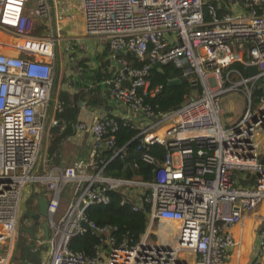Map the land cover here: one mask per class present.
<instances>
[{"label": "built area", "instance_id": "obj_1", "mask_svg": "<svg viewBox=\"0 0 264 264\" xmlns=\"http://www.w3.org/2000/svg\"><path fill=\"white\" fill-rule=\"evenodd\" d=\"M77 3L84 36L103 41L111 61L121 51L142 62L134 67L120 59L125 75L117 69L99 83L125 109L119 117L138 128V147L158 144L163 158L141 156L156 166L152 182L104 176V162L95 158L101 149L110 152L109 159L121 152L115 147L117 125L112 117L93 115L75 124L91 134L88 157L38 171L47 126L58 123L54 115L62 110V102L51 98L54 36L32 34L34 18H48V4L0 0V245L5 247L0 264L11 259L26 183L40 184L45 194L47 237L39 243L46 244V255L41 264H223L232 250L239 253L230 228L242 225L244 214L264 201V0H227L230 12L221 14L219 0ZM154 63L180 68L198 89L177 108L154 114L142 103L144 96L161 89L150 86L146 77ZM240 180L247 185H239ZM67 183L73 184L70 201L54 219ZM117 190L133 200L132 210L145 211L147 204L149 222L172 221L173 241H151L146 228L133 243L117 240L111 235L114 228L86 217V207L108 203L107 192ZM258 218L252 264H264V211ZM86 230L104 244L90 258L68 246L71 237Z\"/></svg>", "mask_w": 264, "mask_h": 264}, {"label": "trees", "instance_id": "obj_2", "mask_svg": "<svg viewBox=\"0 0 264 264\" xmlns=\"http://www.w3.org/2000/svg\"><path fill=\"white\" fill-rule=\"evenodd\" d=\"M214 4V3H213ZM204 9V8H203ZM222 11H225L224 9ZM217 11V13H223ZM205 16L206 9H204ZM208 18V17H207ZM33 34L37 35L35 30ZM108 47L104 48L101 53L95 56L97 64L95 67L87 71V77L83 78L88 80L93 85L88 89V85L82 81L79 84L78 89L73 93L72 103L76 101H84L91 107H100L105 103L102 91L95 83L102 81L113 73L114 68L110 66L108 62ZM23 56V55H22ZM119 58L125 59L130 62L131 66L140 67L142 62L135 58L131 54H124ZM86 72V71H85ZM150 86L156 84L161 85L160 91L153 97L144 96L142 103L149 107L154 113H163L177 108L183 101L184 97L189 96L192 90H197V87H193L190 81L181 74V69L174 65L168 64H151L147 76ZM173 79H178V83L174 85H167V82ZM128 82L124 81V85ZM104 86V85H102ZM105 88V87H104ZM88 89V91H86ZM105 90H107L105 88ZM59 101L62 102V110L54 115L58 120V123L49 129L51 136L47 139V147L45 149V157L49 160H55L57 149L62 143L63 138L71 134L72 125L74 123V109L69 106V99L66 92H60L58 94ZM112 117L117 125L115 131V147L121 148V152L109 159L110 152L106 149H101L97 157V161L104 162L101 169V173L104 176L121 178L125 180H136L139 182H152L153 170L156 167L153 164H146L141 160L143 153H147L152 156L156 161H161L163 158L164 149L158 144H153L147 147L139 146L141 137L136 136L138 128L131 121L124 120L119 116L106 115ZM74 126V125H73ZM57 131L58 134H57ZM109 159V160H108ZM98 167L102 166L101 163H97ZM236 173V172H234ZM249 183H253V176L248 175ZM239 185H247V181L240 180ZM148 196L150 191H145ZM108 203L106 204H94L85 208L84 214L97 226L108 225L114 228L111 231V235L119 240L121 237L129 239L132 243L137 241L139 236L144 232L147 219L145 212H147V204H144V210H132L131 205L133 200L127 199L122 190L108 191ZM123 198V204L119 202ZM29 199L26 202L27 212L21 217L20 232L15 246V250L10 259L12 264H41L43 252L46 250V244L44 242L43 234L36 235L39 232V226L43 220L37 219L35 213L33 215L29 210ZM26 219H30L29 226H22V223ZM34 219V220H33ZM33 221V222H32ZM41 230V227H40ZM103 243L99 236L90 233L86 230L80 235H75L70 238L68 246L71 250L81 252L86 257H93L97 247Z\"/></svg>", "mask_w": 264, "mask_h": 264}, {"label": "crops", "instance_id": "obj_3", "mask_svg": "<svg viewBox=\"0 0 264 264\" xmlns=\"http://www.w3.org/2000/svg\"><path fill=\"white\" fill-rule=\"evenodd\" d=\"M220 1L222 3H221V7L218 10L222 11L224 9L225 11H222L223 13L230 12V10L228 9L227 0H219V2ZM47 4H48V18L43 17L44 24L45 22H47L46 24L50 25V27L51 25L52 26L56 25L59 28L58 30L60 31L64 29V31L67 34L62 35L63 38L85 37L83 32L82 16L78 7L77 0H47ZM58 15H61L60 19H57ZM36 20H37L36 18H34L33 20V30L35 28L34 21L36 22ZM76 27H79L80 30L77 31L75 29ZM38 36L41 35L38 34ZM95 39L97 40L98 43H100V45H96L98 47L96 49L97 50L99 49L98 51L99 53H101V51L104 48H107V46L103 41L97 38ZM101 45H103V48ZM109 55L110 53L108 51L107 58L110 66L113 67L114 70H117L116 64H118V61L121 59L119 57L122 55L115 56V59H113L112 61L114 63L113 65H111L110 63L111 59ZM72 79L76 81L74 77H72ZM82 81H84L88 85V89L92 88L93 85L91 84L90 81L85 80L83 78ZM82 81L80 82L81 84L83 83ZM99 82L95 84L98 85L102 91H104L102 95L105 98V103L100 107H91L90 105H87L84 101H76L72 103L73 93L78 89V86L76 87L73 83H71L70 86L67 87H65V84L56 85V89H54V91H52L51 89V98H55L56 100H58L57 98L60 92H66L69 99V106H72L74 109L75 120L73 123L74 126L72 125L71 134L64 137L63 138L64 141L62 143H59L60 146L57 149L55 160H49L45 157L47 139L51 136V134H49V129L52 126L47 127L40 149L41 152H39L40 163L42 161V165L40 167L41 170L45 169L44 164H46V170L49 168H62L73 163L78 159H85L88 157V153L91 149V140H92L91 134L88 131H79L75 126L76 123L84 122V121L87 122L91 119L93 115L106 116L109 114L112 116H119L122 115L123 112H125L123 106L115 102L110 97L107 90H105L104 86H102V84H100ZM88 89L86 91H88ZM58 132L59 131H57V134ZM84 146L85 147L88 146V150L86 154L82 156L83 152L81 149H83ZM260 151L264 156V141L261 142ZM30 193L31 194L33 193V185H30ZM42 193L44 194L43 189L40 187L39 194ZM39 194H37L36 205L38 201L42 198ZM263 211H264V201H261L255 209L244 214L242 225L240 226L233 225L230 228L233 238L237 241L239 245L238 246L239 253L236 254V251L234 252V250H232L230 253V257L223 264L253 263L256 252L258 251L257 240H258V227L260 224V219L258 218V215H261ZM159 221H162V223L165 224V229H159L158 231H154L153 233L155 235V238L153 239L154 242L159 244H166L168 242H172L175 234L174 223L169 220H159ZM40 227L41 226L38 227L39 233H42V229L40 230ZM8 264H12V263L9 262Z\"/></svg>", "mask_w": 264, "mask_h": 264}, {"label": "rangeland", "instance_id": "obj_4", "mask_svg": "<svg viewBox=\"0 0 264 264\" xmlns=\"http://www.w3.org/2000/svg\"><path fill=\"white\" fill-rule=\"evenodd\" d=\"M36 19H37L36 22L34 21V27H35L34 30L37 32V35L36 34H33V35L38 36L39 34L42 37H47V38L49 34L54 36L55 45L52 50V53H53L52 85H53L54 79L56 78L57 79L56 85L65 84V87H67V86H70L71 83H73L76 87L77 86L79 87V84H81L80 82L82 81V78L87 77V73H88L87 71L95 67L97 64L95 56L99 54V51H98L99 49L98 50L96 49L98 48L96 45H100V43H98L95 38L86 37V36L82 38H63L62 35L67 34L64 31V29H62L61 31L56 30V32H54V28L57 29L56 25L54 26L51 25L50 27V25L46 24L47 22H45L44 24L43 17H36ZM75 29L77 31L80 30L79 27H76ZM55 34L57 35L56 37H55ZM80 35H77V36H80ZM101 46L103 48V45ZM8 49L12 50L11 47H8ZM56 50H58V52H56ZM72 77H74L76 81H74ZM49 126L50 125H48L47 127ZM81 150L83 152L82 156H84L88 150V146L86 147L84 146V148ZM44 168L45 169L42 173H45L46 171V164H44ZM72 190H73V184L71 183H67L63 186L59 194L58 207L55 211L54 219H58L63 214L67 204L70 201ZM39 192H40V184L35 183L33 185V193L31 195H30L29 183H26L24 185L21 191V198H20V203L18 207V218L20 215L23 216V207L25 206L26 208V203L25 205L23 204L24 200L29 199L28 208L30 210V213L32 215L33 213H35V215L37 216V219L39 220L41 219L43 220V222L45 221L44 215L39 212L38 207L36 205V198ZM39 195L42 198L45 197V194L43 193ZM33 217L35 216L33 215ZM30 223H31L30 219H26L24 223H22V226H29ZM20 226H21V220H20L19 227ZM146 229L149 231L148 239H150L151 241H154L153 240L155 238V235L153 234L154 231H158L159 229H165V224L162 223V221L153 219L150 222L147 221ZM37 235L39 236L40 233L38 232ZM15 240H16V235L14 236V242H13L12 250H11L12 253L10 257H12L13 252L15 250ZM2 247L4 246L0 245V251L2 250ZM42 252H43V256L46 255V250L44 251L43 249Z\"/></svg>", "mask_w": 264, "mask_h": 264}, {"label": "water", "instance_id": "obj_5", "mask_svg": "<svg viewBox=\"0 0 264 264\" xmlns=\"http://www.w3.org/2000/svg\"><path fill=\"white\" fill-rule=\"evenodd\" d=\"M126 55V54H129V53H122L121 51H116V55ZM110 63H111V65H113L114 63L112 62V61H110ZM116 67H117V69H120V70H122V73L125 75V70L122 68V66L120 65V64H116ZM254 68L252 67V68H249V72L251 73V72H254ZM56 78L54 79V81H53V85H52V91H54V89H56ZM258 81H256V83H257ZM178 83V79H173V80H170V81H168L167 82V85H174V84H177ZM39 168H40V165L37 167V170L39 171ZM30 195H31V193H30ZM29 195V196H30ZM26 200L27 199H25L24 200V202H23V204L25 205V203H26ZM37 205H38V210H39V212L41 213V214H43L44 216L46 215V201H45V199L44 198H41L39 201H38V203H37ZM27 212V209L25 208V206L23 207V214L24 213H26ZM21 215L19 216V218H18V220H17V231H16V240H15V246H16V244H17V240H18V236H19V229H20V227H19V224H20V220H21ZM145 217H146V219L148 218V215L147 214H145ZM82 224V226L84 227V228H88L87 227V225H85L84 223H81ZM41 229H42V233H43V238L44 239H46V237H47V225H46V222L44 221V222H42L41 223ZM101 237L103 238V235H101Z\"/></svg>", "mask_w": 264, "mask_h": 264}, {"label": "bare ground", "instance_id": "obj_6", "mask_svg": "<svg viewBox=\"0 0 264 264\" xmlns=\"http://www.w3.org/2000/svg\"><path fill=\"white\" fill-rule=\"evenodd\" d=\"M238 257V256H237Z\"/></svg>", "mask_w": 264, "mask_h": 264}]
</instances>
